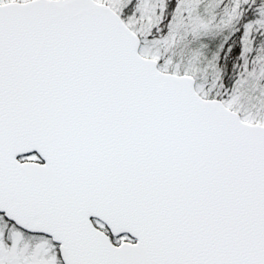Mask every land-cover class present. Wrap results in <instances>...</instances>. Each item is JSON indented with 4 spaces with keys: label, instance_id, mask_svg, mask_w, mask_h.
I'll return each instance as SVG.
<instances>
[{
    "label": "snow or ice",
    "instance_id": "snow-or-ice-1",
    "mask_svg": "<svg viewBox=\"0 0 264 264\" xmlns=\"http://www.w3.org/2000/svg\"><path fill=\"white\" fill-rule=\"evenodd\" d=\"M0 264H264V0H0Z\"/></svg>",
    "mask_w": 264,
    "mask_h": 264
}]
</instances>
